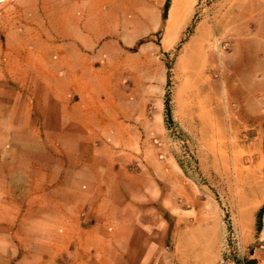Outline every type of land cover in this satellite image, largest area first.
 I'll return each mask as SVG.
<instances>
[{
    "label": "rangeland",
    "instance_id": "rangeland-1",
    "mask_svg": "<svg viewBox=\"0 0 264 264\" xmlns=\"http://www.w3.org/2000/svg\"><path fill=\"white\" fill-rule=\"evenodd\" d=\"M0 164V264H264V0H0Z\"/></svg>",
    "mask_w": 264,
    "mask_h": 264
},
{
    "label": "crops",
    "instance_id": "crops-1",
    "mask_svg": "<svg viewBox=\"0 0 264 264\" xmlns=\"http://www.w3.org/2000/svg\"><path fill=\"white\" fill-rule=\"evenodd\" d=\"M60 34V33H59ZM58 39H69L67 34H60V36H57ZM57 40V39H56ZM50 53H58L60 52V46L55 45L52 43L47 50ZM39 64H42L43 62L47 63L50 66L53 67H58L62 66L64 62L61 59H47L45 61L38 60ZM63 97V96H62ZM73 109H78V106L74 107ZM83 117L82 119H84ZM76 119V117L72 116H66L64 117L63 126L60 129V132L58 134H63V135H69L72 136L73 139H75L77 142L82 141L84 142L85 138L80 137L82 135H86L88 128L84 126H75L73 125V121ZM2 167L5 168L4 172H2V177L0 176V188H2L3 185H6L7 187L12 183L14 180L13 177V172H14V166H9V164H0V168ZM35 169H38L37 166H34ZM102 168V166H100ZM93 170V165L89 162H83V163H69L67 160H62V159H56L52 162V166H45L42 168L40 166V174H44V179L40 180V185L39 187L32 186L34 184L32 181L28 185V190L31 192H34V194H38L39 197L45 200L46 203L51 205H56V195L59 194L64 187L66 186L65 184H73L72 187L73 190H75L77 194V190L79 189V185L83 182H88L90 178V174L92 173ZM44 172V173H43ZM29 176L31 175V168L29 167ZM11 176V178H10ZM13 179V180H12ZM100 179L102 180V175H100ZM30 181V180H29ZM28 181V182H29ZM3 184V185H2ZM1 191V190H0ZM7 197H10L7 195ZM0 206H2L3 199H0ZM6 202L9 203L8 198H6ZM79 209L78 204H74L72 206V210ZM13 224L11 223H0V232L2 231H12V230H25V225H20V226H12ZM94 228H86V231H94ZM40 231L45 232L42 235H39L41 243L39 244V249H41V254L47 251V248L52 247L54 244L52 241L59 242L61 241V234L58 233L57 228H53L48 225H44L43 228H40ZM54 239V240H53ZM58 240V241H57ZM4 247L9 248L8 245L5 244H0V256H2L6 250ZM10 253V252H9ZM12 256V255H11ZM44 260H46L44 256Z\"/></svg>",
    "mask_w": 264,
    "mask_h": 264
}]
</instances>
